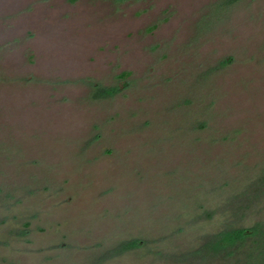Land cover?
Here are the masks:
<instances>
[{
	"label": "rangeland",
	"instance_id": "374dc122",
	"mask_svg": "<svg viewBox=\"0 0 264 264\" xmlns=\"http://www.w3.org/2000/svg\"><path fill=\"white\" fill-rule=\"evenodd\" d=\"M227 1L0 0V264H264V0Z\"/></svg>",
	"mask_w": 264,
	"mask_h": 264
},
{
	"label": "trees",
	"instance_id": "16d2710c",
	"mask_svg": "<svg viewBox=\"0 0 264 264\" xmlns=\"http://www.w3.org/2000/svg\"><path fill=\"white\" fill-rule=\"evenodd\" d=\"M237 1H239V0H228L227 2H237ZM106 94L107 95H110L111 93L110 92H105V91H99L96 95L97 96H106ZM241 236L242 235H240V234H230V239H231V241H234V240H236V239H240L241 238Z\"/></svg>",
	"mask_w": 264,
	"mask_h": 264
}]
</instances>
